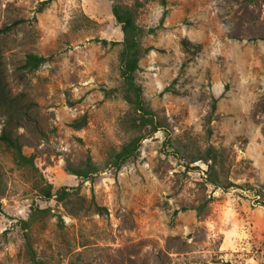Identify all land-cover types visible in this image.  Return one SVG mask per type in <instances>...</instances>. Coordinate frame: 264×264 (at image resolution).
I'll return each instance as SVG.
<instances>
[{"label":"rangeland","instance_id":"1","mask_svg":"<svg viewBox=\"0 0 264 264\" xmlns=\"http://www.w3.org/2000/svg\"><path fill=\"white\" fill-rule=\"evenodd\" d=\"M41 1L0 0L2 86L31 103L13 132L36 167L0 142V264H264V0H113L143 29L150 133L122 96L112 0ZM27 53L45 61L27 70ZM138 134L116 169L111 154ZM208 147L227 189L207 180ZM88 157L95 173L70 172ZM47 183L76 193L45 198Z\"/></svg>","mask_w":264,"mask_h":264},{"label":"trees","instance_id":"2","mask_svg":"<svg viewBox=\"0 0 264 264\" xmlns=\"http://www.w3.org/2000/svg\"><path fill=\"white\" fill-rule=\"evenodd\" d=\"M51 0H43L40 2L37 10L41 11L44 6ZM111 12L116 22L120 25L122 32V40L110 41L111 44H119L121 46L119 52V69H120V78L122 84V96L128 102L135 112L137 117L134 120V125L139 128L148 127V133L155 132L158 130L160 125L157 120L154 119V112L145 102L142 96V87L135 82V72L138 69L139 59L141 55V46L139 38L143 32V29L139 27L135 22L134 11L129 7L123 6L112 0ZM165 13H163L161 20L164 18ZM9 26H4L1 29V32L9 30ZM152 30V29H151ZM102 44H107L108 41L102 39L100 40ZM45 61V57L35 54L27 53L24 57L22 67L27 70H33L37 68L40 64ZM2 63L0 61V67ZM110 92V89L104 90V95H107ZM20 96H11L5 93V90L2 86L1 79V69H0V116L4 117L2 121L1 131H0V142L4 143L8 150L11 151L13 155V160L17 165L20 166H29L30 168L35 169L34 157L32 154H26L22 150V145L19 141V137L14 134V127L20 126L22 119L32 120V117L29 113V107L31 103H19ZM86 124V115L83 114L79 119H75L70 123L71 126L78 129ZM143 139V135L138 134L132 137L127 141L118 151H114L110 156V164L113 165L116 169H119L121 165L135 155L137 152L140 142ZM217 152L213 151L211 147H208L205 151V155L198 157L203 159L207 164V180L214 184L220 185L219 180L216 178V169L215 164L217 163ZM70 172L78 177L87 179L90 174L96 172L97 167H95L91 159L88 157L86 160V165L84 168L76 169L69 168ZM234 184H222L221 187L224 189L229 188ZM39 192L45 198H51L55 196L57 200H65L73 192L76 193V188L72 187L69 191L66 187L57 189L55 192H52V187L49 183L41 186ZM205 205H199L197 207V213L200 214ZM1 208V203H0ZM94 208L97 212L103 213L106 212L105 207L94 205ZM24 225H27V221H22ZM27 244V251L31 252L29 243ZM39 264V262H36Z\"/></svg>","mask_w":264,"mask_h":264}]
</instances>
